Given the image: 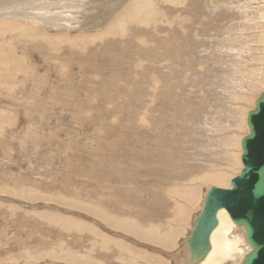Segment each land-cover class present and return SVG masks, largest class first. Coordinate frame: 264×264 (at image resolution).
I'll return each mask as SVG.
<instances>
[{
  "label": "rangeland",
  "instance_id": "rangeland-1",
  "mask_svg": "<svg viewBox=\"0 0 264 264\" xmlns=\"http://www.w3.org/2000/svg\"><path fill=\"white\" fill-rule=\"evenodd\" d=\"M0 54V264H186L242 170L264 0H0Z\"/></svg>",
  "mask_w": 264,
  "mask_h": 264
},
{
  "label": "water",
  "instance_id": "water-1",
  "mask_svg": "<svg viewBox=\"0 0 264 264\" xmlns=\"http://www.w3.org/2000/svg\"><path fill=\"white\" fill-rule=\"evenodd\" d=\"M256 101V108L247 117L250 134L241 144V174L231 180L229 189L208 192L201 216L186 240L193 253H206L218 225L217 213L225 210L235 225L245 229L252 249L241 264H264V93Z\"/></svg>",
  "mask_w": 264,
  "mask_h": 264
},
{
  "label": "bare ground",
  "instance_id": "bare-ground-1",
  "mask_svg": "<svg viewBox=\"0 0 264 264\" xmlns=\"http://www.w3.org/2000/svg\"><path fill=\"white\" fill-rule=\"evenodd\" d=\"M2 59V56L0 54V60ZM257 100V99H256ZM256 103L257 101H255V107L254 109L256 108ZM253 111V110H252ZM251 112V111H250ZM249 112V113H250ZM248 113V114H249ZM248 114L246 116V127L248 128L247 126V117H248ZM250 134V131H249V128H248V135L249 136ZM246 137V136H245ZM244 139V137L242 138V140ZM242 140L240 142V147H241V144H242ZM241 151L243 153V150H242V147H241ZM242 153H241V156H242ZM241 156H240V162H241ZM242 165V163H241ZM242 169H243V166H242ZM242 171V170H241ZM241 171H240V174H241ZM239 174V175H240ZM238 175V176H239ZM231 184V182H230ZM231 187V186H230ZM212 188H219V187H212ZM210 188L204 195L203 197V206H204V203L206 201V198H207V194L208 192L212 189ZM225 189H229V188H225ZM203 206H202V210H203ZM202 210L199 214V216L197 218L194 219L193 221V227H192V231L191 233L194 231V223L196 222V220L201 216V213H202ZM227 213L225 210H221L217 213V220H218V225L216 226V228L214 229V231L211 233V236H210V239H209V248L208 250L206 251L205 254H198L196 252H192L188 245H186L187 247V251H188V259L186 261V264H221L222 262H224L226 259L228 258H231L233 260H236L235 263H238V264H241L245 258L249 255V253L252 251V249L250 248V246L247 244V241H246V233H245V229L243 227H238L237 225H235L228 217H226ZM225 218L230 220V222L236 226L237 228H240V230L242 229L243 230V236H244V239H245V242L247 244V246L249 247L250 249V252L245 256H240V254L238 253V249H237V245H234V244H231L228 240H226V238L224 237V235L228 232V230L226 229L227 227H231L230 223L228 222V226H226V223H225ZM198 221V220H197ZM197 223V222H196ZM190 233V235H191ZM189 235V237H190ZM188 237V238H189ZM187 238V239H188ZM186 243V241H185Z\"/></svg>",
  "mask_w": 264,
  "mask_h": 264
}]
</instances>
